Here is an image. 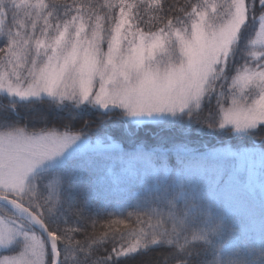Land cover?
I'll return each instance as SVG.
<instances>
[{
	"label": "snow or ice",
	"instance_id": "obj_1",
	"mask_svg": "<svg viewBox=\"0 0 264 264\" xmlns=\"http://www.w3.org/2000/svg\"><path fill=\"white\" fill-rule=\"evenodd\" d=\"M155 252L264 264V0H0V264Z\"/></svg>",
	"mask_w": 264,
	"mask_h": 264
},
{
	"label": "trees",
	"instance_id": "obj_2",
	"mask_svg": "<svg viewBox=\"0 0 264 264\" xmlns=\"http://www.w3.org/2000/svg\"><path fill=\"white\" fill-rule=\"evenodd\" d=\"M115 211L116 212L120 211V206L118 203L115 205ZM115 218H119V217H115ZM161 257H162V252H155V253L150 254L149 257L138 258L136 261L133 262V264H143L144 261H151L153 259H161Z\"/></svg>",
	"mask_w": 264,
	"mask_h": 264
}]
</instances>
